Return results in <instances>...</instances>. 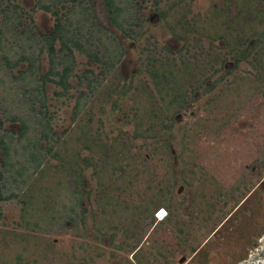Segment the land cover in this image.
Listing matches in <instances>:
<instances>
[{
  "label": "rangeland",
  "instance_id": "374dc122",
  "mask_svg": "<svg viewBox=\"0 0 264 264\" xmlns=\"http://www.w3.org/2000/svg\"><path fill=\"white\" fill-rule=\"evenodd\" d=\"M128 1L127 25L135 37L113 25L104 0H85L109 31L103 35L100 28L96 35L113 50L123 48V57L101 75L102 63L77 52L66 94L59 95L62 87L49 82L57 147L71 167L50 158L45 173L30 179L34 186L19 193L25 208L19 198L1 202L0 264H182L181 254L189 256L196 246L205 252L252 248L249 241L264 246V0ZM21 3L30 10L37 0ZM57 6L65 13L73 3ZM33 17L44 33L54 29L52 12L38 8ZM241 35L261 38L260 62L249 56L224 75L236 52L227 42L250 43ZM151 56L169 64L183 58L204 64L192 83L191 109L173 121L153 113L167 102L145 70ZM49 66L44 53L40 74ZM19 69L26 63L14 76ZM9 77L0 83V114L4 108L22 114L29 96L22 80ZM91 79L99 88L73 119L76 98L88 91ZM116 87L121 92L112 90ZM5 127L17 132L20 122L5 121ZM86 156L88 164L81 160ZM159 210L167 212L163 219ZM213 231L219 232L215 240Z\"/></svg>",
  "mask_w": 264,
  "mask_h": 264
},
{
  "label": "trees",
  "instance_id": "16d2710c",
  "mask_svg": "<svg viewBox=\"0 0 264 264\" xmlns=\"http://www.w3.org/2000/svg\"><path fill=\"white\" fill-rule=\"evenodd\" d=\"M62 1L66 0H37L35 7L26 10L21 0H0V72L6 73L4 76L0 74V83H5V78L8 76L13 80H22L21 87L29 96L28 99L24 98V101L30 105L22 114L17 112L11 114L7 108L2 109V114H0V210L2 201L19 198V193L30 183L33 176L39 178L45 173L47 167L50 166V158L56 157L62 160L61 167H65L66 164L71 167V160H68V157L63 158L57 147V143L61 140L57 137V132L53 130L54 115L50 113L47 104L49 82L62 87L63 92L58 93L59 95L66 94L65 92L71 87V77L74 76L77 52L86 56L91 63H102L105 69L101 71V75L109 74L123 57V48L119 46V51L113 50L110 42H105L100 35H96L103 26L98 22L96 14L91 11L92 7L85 4V0L74 2L71 0L73 6L65 13H61L57 6ZM160 1L156 0L155 3L159 4ZM4 3H6L5 6ZM104 3L113 25L130 37H135L136 34L127 25L130 21V2L128 0H104ZM38 8L56 15L55 27L49 33H44L33 25V13ZM28 20L30 22H27ZM133 23L136 22L133 20ZM19 27L24 29L20 31ZM108 32L106 28H103V35ZM221 37L225 41L226 37L223 34ZM241 38L244 42L251 39L250 36L242 35ZM259 43H261V38L256 41L250 40L247 45L237 41L234 46L227 42L231 50H236V52L232 56V64L224 69V75L239 67L242 60L249 56H253V63L258 64L260 59L257 57L256 49ZM100 48L103 52H99ZM44 53L48 54L50 68L46 74L41 75V58ZM188 61L190 60L183 58L180 63L174 60L172 64L171 62L169 64V61L153 59L152 56L147 60L145 70L151 77L154 90L164 102H167L159 106V109L154 108L153 113L158 117L167 115L169 120L173 121L182 110L191 109L194 102L190 99L192 89L194 90L192 83L200 77L204 64L198 66L195 62ZM23 63H26V69H19L18 76H14V69ZM222 77L220 76L219 79ZM130 85L132 81L129 82L128 86ZM125 86L127 85H122V87ZM98 88L97 80L91 79L88 91L79 92L74 106L73 119L77 118L83 106ZM112 90L121 92V89L117 87ZM125 92L124 90L123 94ZM6 93L9 92L6 91ZM103 94H106L105 91ZM2 98L5 99L6 96ZM174 107L176 108L173 110ZM168 113L171 115L169 116ZM5 121L20 122V130L16 132L6 128ZM80 154L79 149L78 158ZM81 160L85 164L90 163L87 156ZM79 174L81 175V172ZM33 181L26 191L34 186ZM19 201L25 208L27 201L23 198H19ZM80 203L81 201L78 202ZM75 215L79 216L80 213L75 210ZM27 223L31 222L27 221ZM34 225L41 227L39 222H34Z\"/></svg>",
  "mask_w": 264,
  "mask_h": 264
},
{
  "label": "flooded vegetation",
  "instance_id": "af4514ba",
  "mask_svg": "<svg viewBox=\"0 0 264 264\" xmlns=\"http://www.w3.org/2000/svg\"><path fill=\"white\" fill-rule=\"evenodd\" d=\"M213 234L215 240L217 235H219V232L213 231L211 235ZM208 238L209 236L201 244H203ZM256 238L257 240L259 239L258 237ZM248 244H253L254 246L252 248L243 246L212 247L206 252L202 251L200 246H196L194 248H189V250H192L189 256L182 253L180 260L183 261L184 264H264V246L259 244L257 247L258 242L256 241H249ZM138 249L140 248H134V250ZM248 255L249 257H246ZM164 258L171 259V257L168 256H164Z\"/></svg>",
  "mask_w": 264,
  "mask_h": 264
},
{
  "label": "built area",
  "instance_id": "2783aa9c",
  "mask_svg": "<svg viewBox=\"0 0 264 264\" xmlns=\"http://www.w3.org/2000/svg\"><path fill=\"white\" fill-rule=\"evenodd\" d=\"M160 211L161 210L158 211L157 216H158L159 219H163V217L166 216L167 212H166V210H164V213H160Z\"/></svg>",
  "mask_w": 264,
  "mask_h": 264
},
{
  "label": "water",
  "instance_id": "95a60500",
  "mask_svg": "<svg viewBox=\"0 0 264 264\" xmlns=\"http://www.w3.org/2000/svg\"><path fill=\"white\" fill-rule=\"evenodd\" d=\"M181 189H182V186L180 187L179 191H181Z\"/></svg>",
  "mask_w": 264,
  "mask_h": 264
},
{
  "label": "bare ground",
  "instance_id": "6f19581e",
  "mask_svg": "<svg viewBox=\"0 0 264 264\" xmlns=\"http://www.w3.org/2000/svg\"><path fill=\"white\" fill-rule=\"evenodd\" d=\"M164 218V217H163Z\"/></svg>",
  "mask_w": 264,
  "mask_h": 264
}]
</instances>
